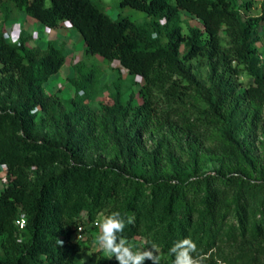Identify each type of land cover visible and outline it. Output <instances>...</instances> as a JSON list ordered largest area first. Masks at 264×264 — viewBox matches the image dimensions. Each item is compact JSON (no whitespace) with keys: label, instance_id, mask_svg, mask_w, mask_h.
I'll return each instance as SVG.
<instances>
[{"label":"trees","instance_id":"obj_1","mask_svg":"<svg viewBox=\"0 0 264 264\" xmlns=\"http://www.w3.org/2000/svg\"><path fill=\"white\" fill-rule=\"evenodd\" d=\"M253 5L119 0L138 22L92 0H0L143 81L140 104L117 92L92 108L99 71L79 61L64 101L44 91L62 49L0 29V264H78L101 217L95 264H264V0ZM79 225L88 236L74 241Z\"/></svg>","mask_w":264,"mask_h":264},{"label":"rangeland","instance_id":"obj_2","mask_svg":"<svg viewBox=\"0 0 264 264\" xmlns=\"http://www.w3.org/2000/svg\"><path fill=\"white\" fill-rule=\"evenodd\" d=\"M100 10L108 14L112 19L118 17H129L135 21H144V13L134 10L130 7L120 8L119 0H92ZM254 5L251 14L260 13V5L262 0H253ZM185 19V17L183 18ZM188 21V20H185ZM189 22H191L189 20ZM193 22V21H192ZM187 23V22H186ZM186 30V25H184ZM0 29L4 34L5 40L13 45H17L21 38H26L27 47H40L45 49L49 41H53L55 45L62 49L65 56V63L61 70L51 77L44 85L46 94H57L64 101L75 95V90L69 83L70 78L76 76L74 66L79 61H83L87 68L94 67L99 71L98 84L91 95L88 105L92 108H98L100 103H111L113 96L120 92L123 102L127 101L131 96L134 98V104L141 103L140 88L143 81L135 76L128 74L116 62L108 63L100 57H86L83 54V41L80 35L67 25L59 29L53 30L40 24L39 22L17 12L15 9H6L5 13H0ZM261 31V30H260ZM264 31V29H263ZM261 32L260 42L256 44L257 53L261 56L264 50V35ZM243 87L252 82L251 77L242 74L239 78ZM83 92H79L82 95ZM264 115V113H263ZM155 139V133L152 135ZM149 146L151 145L149 141ZM4 171L0 170V190L4 185ZM100 226L97 229H91L89 235L92 239L88 241L85 248L78 257V264H95L94 254L99 251L102 254L107 253L105 241L99 239L98 234L104 226V219H99ZM89 231V230H88ZM88 233H86V236ZM91 237V236H90ZM135 249L140 258L150 257L144 248L143 240L136 238L128 244Z\"/></svg>","mask_w":264,"mask_h":264},{"label":"built area","instance_id":"obj_3","mask_svg":"<svg viewBox=\"0 0 264 264\" xmlns=\"http://www.w3.org/2000/svg\"><path fill=\"white\" fill-rule=\"evenodd\" d=\"M17 45H19V43H18ZM3 169H4V167L1 166V167H0V170H3ZM16 224H17L18 226H20V227H23V226H24L23 217H21V219L18 220V221L16 222ZM99 226H100V223H99L98 221H95V222H93V224H92V228H93V227H99ZM85 236H86V227H85L84 225H79V226L77 227V229L75 230V232H74V234H73V236H72V239H73L74 241H78V240L83 239Z\"/></svg>","mask_w":264,"mask_h":264}]
</instances>
